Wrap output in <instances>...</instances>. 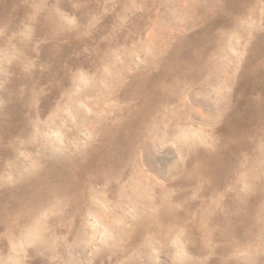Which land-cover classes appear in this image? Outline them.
Returning a JSON list of instances; mask_svg holds the SVG:
<instances>
[{"label": "rangeland", "instance_id": "1", "mask_svg": "<svg viewBox=\"0 0 264 264\" xmlns=\"http://www.w3.org/2000/svg\"><path fill=\"white\" fill-rule=\"evenodd\" d=\"M0 264H264V0H0Z\"/></svg>", "mask_w": 264, "mask_h": 264}]
</instances>
